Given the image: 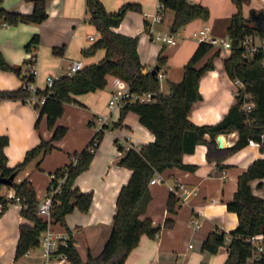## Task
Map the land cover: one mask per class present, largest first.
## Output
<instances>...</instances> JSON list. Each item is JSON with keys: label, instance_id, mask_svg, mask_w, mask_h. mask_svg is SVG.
I'll return each instance as SVG.
<instances>
[{"label": "crops", "instance_id": "crops-1", "mask_svg": "<svg viewBox=\"0 0 264 264\" xmlns=\"http://www.w3.org/2000/svg\"><path fill=\"white\" fill-rule=\"evenodd\" d=\"M108 10L117 9L126 1L141 4V10L128 9L121 22L114 26L118 31L138 35V51L144 63V71L150 70L158 61L160 51L167 55L168 70H162L167 80H180L183 66L195 50L199 40L192 34L194 28L209 26L214 34H225L230 15L236 10L226 0H199L210 7V16L206 19L195 18L189 22L190 35L179 34L182 41L168 43L152 38L146 29L148 18L145 12L155 9L157 0H102ZM221 2L220 10L214 12L212 5ZM1 4L9 9L30 12L33 0H2ZM264 9V0H245L243 11L249 15L252 9ZM48 16L40 21H21L16 24L0 23V49L5 58L14 65H22L26 69L25 60L31 52H37L38 73L35 83L38 87L46 85L49 73L56 77L67 73L68 65L73 59L86 63L98 61L105 54V48H98L92 54H84L82 48L91 45L100 35L96 25L86 19V0H47ZM174 12L165 9L161 21L155 23L156 31H171L170 24ZM206 20L209 24L204 25ZM95 32V34L93 33ZM34 33H39L40 41L26 48V43ZM90 34L94 35L91 39ZM180 37V38H181ZM165 42V43H164ZM180 42V43H179ZM65 45L63 54L53 51L54 45ZM167 44L170 46L167 47ZM212 48L200 61L202 65L212 56L214 66L200 77L202 97L194 102L190 118L198 123L216 122L220 120L229 107L236 101L235 86L232 77L226 70L224 58L229 49ZM107 75V83L102 88L74 94L78 101H65V110L58 117L57 123L68 127L65 135L55 141V147L40 160L34 157L16 178H28L36 188L40 201L48 191L52 172L70 159V153L84 148L96 132V115L109 113L102 136L94 151L90 165L81 171L75 179L82 190H92L93 200L88 211L75 207L66 214V221L75 238L82 259H87L88 251L98 254L107 240L116 211V199L121 185L130 177L132 169L117 163L123 153L118 142L126 146H139L153 140L155 134L139 118L133 110L126 112L122 122L116 124L120 117V109L110 110L108 99L112 90V76ZM22 85V76L12 70L0 67V88H15ZM38 108L28 99L20 97L0 99V134L6 133L9 141L5 146L8 163L14 165L21 160L28 148L35 145L41 137L50 138L53 129L48 126L44 113L39 125L35 122ZM223 146L233 144L239 136L238 130L221 132ZM117 140V141H116ZM218 140V139H217ZM208 145L201 142L193 152L184 154V161L196 164L194 169L178 166L162 171L165 181L150 183L152 197L141 216H150L155 225H160L156 236L143 234L141 239L129 253L123 264H223L228 249L222 244L217 251L211 252L202 248V241L216 227L229 230L238 224L237 213L227 208L237 189V178L250 162L264 156V148L259 143L249 142L240 149L226 156L223 160H209L206 156ZM184 182L187 187L185 198L175 213L167 207L170 189L168 183ZM259 181L262 186H257ZM254 192L264 196V177L252 180ZM15 197V188L7 183L0 186V197ZM21 203L11 201L0 215V264H71L60 253H55L49 263H45L42 247H32L27 253L16 258L15 250L19 238V224L29 221L21 212ZM173 216L174 224L165 226L166 217ZM192 220H197V226ZM52 227L69 235L68 229L60 222L52 223ZM193 243L190 247L189 243Z\"/></svg>", "mask_w": 264, "mask_h": 264}, {"label": "trees", "instance_id": "trees-1", "mask_svg": "<svg viewBox=\"0 0 264 264\" xmlns=\"http://www.w3.org/2000/svg\"><path fill=\"white\" fill-rule=\"evenodd\" d=\"M0 23L16 24L21 21L40 22L48 16L47 0H33L34 6L30 12L9 9L1 4ZM165 9L174 12L170 28L178 31L182 26L195 18H208L210 7L194 0H162ZM236 10L230 15L226 33L231 39L229 54L224 63L231 77L240 76L247 81L246 88L254 93L255 105L251 110L242 107L243 90L235 92L236 101L229 107L225 115L216 122L198 123L190 118V112L195 101L202 97L200 77L214 66L210 56L202 65H198L213 47L220 48L209 41H199L195 50L183 66V76L180 80H169V91H164L158 75L160 68L167 62V55L160 51L157 73L144 71V63L138 51V35H131L118 31L114 26L123 19L130 8L141 10V4L136 1H126L115 10H108L102 0H86L89 20L100 30L101 35L88 47L82 48L84 54H92L98 48L104 47L105 54L98 61L86 63L73 74L64 73L54 79L50 87H37V92L48 93L42 103H36L38 116L35 125L38 126L44 113L47 116L48 126L53 129L50 138L41 137L33 146L28 148L24 157L14 165L8 163L5 146L9 141L6 133L0 134V173L9 175L16 171L10 185L15 188L16 195L20 196L21 214L30 219L19 224V238L16 245L15 257L27 253L32 247L40 244V235L47 227L48 219L38 212L40 199L36 188L28 178L17 180L18 172L23 169L34 157L43 156L55 147V141L62 138L68 130L64 124H58L57 119L65 110V101H78L74 94L97 88L107 83V75L118 74L131 82L135 91L150 90L155 98L151 101H129L120 108V117L116 124H120L127 111L138 113L140 121L155 134L153 140L139 146L126 148L118 142L123 153L117 160L120 165L132 169L129 179L119 189L116 199V211L113 215L111 232L98 254L88 251L84 261L72 236L66 221V214L78 207L88 211L93 200L92 190H82L75 182L76 176L86 169L94 156L95 150H90L89 143L81 150L70 153V159L58 166L53 172L49 187L60 184L55 192L51 210L50 222H60L69 235L65 243H61L55 253H64L71 264H123L130 251L138 245L141 236L148 234L156 236L160 225H155L150 216H141L146 210L152 197L150 178L157 171L178 166L194 169L196 164L184 161L186 152H193L198 143H207L206 156L209 160L221 161L229 154L240 149L249 142H256L264 148V65L263 52L253 58L243 55L241 40L246 33L264 34V9H252L247 16L243 11L245 0H232ZM148 29V22L146 23ZM40 41L39 33H34L26 43L27 49ZM56 54H63L65 45H54ZM37 55V52H35ZM30 56L25 60L26 69L22 65L8 62L0 49V67L9 69L26 78H34L29 72ZM31 89L20 85L15 88H0V99L20 97L24 100L31 94ZM238 130L239 136L233 144L219 146L217 135L221 132ZM103 129L95 132L98 143ZM117 141V140H116ZM98 145V144H97ZM96 145V147H97ZM95 147V149H96ZM264 177V156L253 159L245 170L239 173L237 189L231 200L227 201V208L237 213L238 224L229 230L215 228L202 241V248L215 252L222 244H226L228 255L223 264H239L246 260L255 249V244L249 239L255 233H264V196L254 192L252 180ZM3 182L0 181V186ZM259 181L257 186H262ZM48 187V188H49ZM8 199V200H7ZM4 203L0 215L7 205L16 200L15 197H0ZM181 205L180 197L170 190L167 207L175 213ZM174 217L168 216L165 226H172ZM259 264H264V242L259 252Z\"/></svg>", "mask_w": 264, "mask_h": 264}, {"label": "built area", "instance_id": "built-area-1", "mask_svg": "<svg viewBox=\"0 0 264 264\" xmlns=\"http://www.w3.org/2000/svg\"><path fill=\"white\" fill-rule=\"evenodd\" d=\"M164 4L162 0H157L154 11L145 12V17L148 18V31L152 38L160 39L168 43H176V35L181 33L180 29L178 31H157L155 32V23L161 21L164 16ZM192 34L199 41H209L213 43L216 47L220 49H230L231 48V39L227 33L225 34H214L209 26H202L194 28ZM91 39H94V35L90 34ZM241 46L243 48V55L246 58H253L256 54L263 52L264 53V34L260 33H246L242 40ZM30 58L32 62L30 63L29 72L34 76V78H26L22 80V85L31 89V94L27 97V99L32 102L34 105L36 103H42L48 93H39L37 92V85L35 83V76L38 73L37 67V55L35 52L30 53ZM262 63L264 65V56L262 58ZM84 66V62L80 59H73L69 65L67 73L73 74L78 69H81ZM158 75L164 76V72L161 70L158 71ZM56 76L52 73L47 74L46 76V85L52 86L54 79ZM112 90L110 93V97L108 99V106L110 110L115 108H121L125 106V104L129 101H151L155 98L154 93L150 90L146 91H135L131 87V82L124 77L114 74L112 76ZM232 82L235 86V92L239 90H243V102L242 107L245 110H251L255 105L254 93L252 90L246 88L247 81H245L240 76L232 77ZM109 117V113H99L96 115V132L98 130L104 129L105 122ZM98 144V139L95 134L93 135V141L89 146L90 150H95L96 145ZM132 146L131 144H127L125 147L128 148ZM156 181H165V176L161 171H157L149 180V183H154ZM168 187L170 190L174 191L179 197L180 200L185 198V191H187V187L184 182L177 181L174 183H168ZM60 189V184L52 185L48 188V191L44 198L39 202L38 212L45 216L49 223L47 227L42 231L40 235V245L42 247V256L44 258L45 263H49L58 246L61 243H65L68 235L59 230H56L52 227V223L50 222L51 218V210L53 205V198L55 192ZM16 200H20V196H15ZM8 200V199H7ZM4 203L0 200V210L3 208ZM195 225L199 226L200 223L197 220H192ZM219 228V227H216ZM159 231L157 232V234ZM254 244L255 249L252 254L244 261L239 264H259V252L263 248L264 242V233H255L249 238ZM189 246L192 247L193 243H189ZM63 257H66V254L60 253Z\"/></svg>", "mask_w": 264, "mask_h": 264}, {"label": "rangeland", "instance_id": "rangeland-1", "mask_svg": "<svg viewBox=\"0 0 264 264\" xmlns=\"http://www.w3.org/2000/svg\"><path fill=\"white\" fill-rule=\"evenodd\" d=\"M194 1H199V0H194ZM201 2V1H200ZM230 5L231 6V4H232V1L231 0H226V3L224 4L225 5V7H226V5ZM223 5V3H221V2H219L217 5L214 3L213 5H212V9H213V11L214 12H217V11H219L220 10V7ZM227 5V6H228ZM233 5V4H232ZM86 19L87 20H89V12L87 11L86 12ZM90 21V20H89ZM91 22V21H90ZM206 24H209V20H206V22L204 23V25H206ZM190 29H191V25H189V23H187V24H185L184 26H182L181 28H180V30L183 32V35H186V34H188V35H190L189 37H193L189 32H190ZM157 32V31H156ZM94 34H95V32H93ZM181 36L180 35H176V39L178 40V41H182V37L180 38ZM159 43H163L162 42V40H160V41H158ZM165 43V42H164ZM180 43V42H179ZM170 45L169 44H167V47H169ZM214 48V47H213ZM222 50H227V49H222ZM160 70L162 71V70H168V64H164L161 68H160ZM160 79H161V85H162V89L164 90V91H169V84H168V80H167V77L166 76H161L160 77Z\"/></svg>", "mask_w": 264, "mask_h": 264}, {"label": "water", "instance_id": "water-1", "mask_svg": "<svg viewBox=\"0 0 264 264\" xmlns=\"http://www.w3.org/2000/svg\"><path fill=\"white\" fill-rule=\"evenodd\" d=\"M158 69H159V65H158V64H155V65L151 68V71H152L153 73H157ZM217 139H218V145H219V146H223V144H224V139H223L221 133H219V134L217 135ZM15 174H16V171L10 173L9 175H3V174L0 173V181L3 182V183L11 184L12 181H13V178H14Z\"/></svg>", "mask_w": 264, "mask_h": 264}]
</instances>
